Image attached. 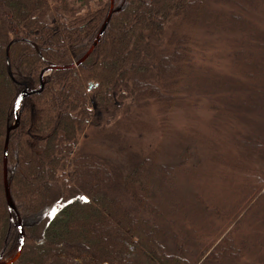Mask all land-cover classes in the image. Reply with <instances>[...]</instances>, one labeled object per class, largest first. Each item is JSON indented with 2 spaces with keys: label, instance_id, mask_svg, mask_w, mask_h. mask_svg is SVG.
<instances>
[{
  "label": "trees",
  "instance_id": "trees-1",
  "mask_svg": "<svg viewBox=\"0 0 264 264\" xmlns=\"http://www.w3.org/2000/svg\"><path fill=\"white\" fill-rule=\"evenodd\" d=\"M110 5L0 0V264L19 223L14 264H264V0H115L87 60L23 99L8 207L18 97L44 68L82 58ZM150 105L192 124L202 105L209 119L180 130L170 162L132 152L127 168L81 151Z\"/></svg>",
  "mask_w": 264,
  "mask_h": 264
},
{
  "label": "rangeland",
  "instance_id": "rangeland-1",
  "mask_svg": "<svg viewBox=\"0 0 264 264\" xmlns=\"http://www.w3.org/2000/svg\"><path fill=\"white\" fill-rule=\"evenodd\" d=\"M51 73L49 71L42 73L41 76L44 82H46ZM40 74L38 78L39 84L36 90L40 89ZM20 108L21 104L18 107L19 111ZM158 108L156 105H150L143 109L134 106L131 115H128L129 118L132 117L131 119L118 122V124L113 125L110 130L101 136L93 135L83 139L81 142V151L89 155L108 158L116 161L122 167L127 166V168L130 162L128 155L132 152L138 158L152 155L159 161L170 162L169 152L175 149V141L178 142L181 138L180 130L187 127L186 133L189 134L194 129H203L206 125L200 118L207 116L206 118L209 119V112L201 105L196 110L197 115L201 117L192 124L188 123V118L182 109L173 110L169 114L163 115L159 110L160 108ZM172 126H176V129ZM166 149L169 152H166ZM182 181L180 195L190 199L189 194L192 187H190L189 182Z\"/></svg>",
  "mask_w": 264,
  "mask_h": 264
},
{
  "label": "water",
  "instance_id": "water-1",
  "mask_svg": "<svg viewBox=\"0 0 264 264\" xmlns=\"http://www.w3.org/2000/svg\"><path fill=\"white\" fill-rule=\"evenodd\" d=\"M115 12V0H111V5H110V10L109 13L106 17V19L104 20L102 26L100 27L92 45L90 46L89 50L87 51V53L77 62L70 64V65H50L48 67H46L40 74V89L38 90H34V91H27L22 93L16 102V106H15V121L13 123L12 126H10L7 131H6V138H5V147H4V157H3V185H4V193H5V199H6V203L8 205V207L10 209H14V203L12 200V196H11V192H10V186H9V176H8V147H9V140H10V134L16 130L19 125H20V113L18 110L19 105L22 103L23 99L31 94H35V93H39L43 88H44V84L45 82L43 81L42 78V73L44 71H49V72H53V71H68V70H73L76 69L77 67L81 66L86 60L87 58L93 53V51L95 50V48L97 47V45L99 44L100 40L102 39L104 33L106 32V29L112 19V16ZM93 87V85H90V89ZM17 229L19 230L20 233V244H19V248L18 251L16 253V255L10 259L9 261L2 263V264H14L22 255L24 246H25V240H26V236H25V231L24 228L22 226L21 223H19L17 226Z\"/></svg>",
  "mask_w": 264,
  "mask_h": 264
}]
</instances>
